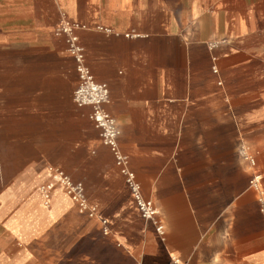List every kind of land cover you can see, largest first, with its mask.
I'll use <instances>...</instances> for the list:
<instances>
[{
	"label": "crops",
	"instance_id": "1",
	"mask_svg": "<svg viewBox=\"0 0 264 264\" xmlns=\"http://www.w3.org/2000/svg\"><path fill=\"white\" fill-rule=\"evenodd\" d=\"M64 18L86 25L85 63L163 233L75 102ZM52 169L95 216L60 183L43 191ZM256 173L264 187V0H0V264H264Z\"/></svg>",
	"mask_w": 264,
	"mask_h": 264
},
{
	"label": "built area",
	"instance_id": "2",
	"mask_svg": "<svg viewBox=\"0 0 264 264\" xmlns=\"http://www.w3.org/2000/svg\"><path fill=\"white\" fill-rule=\"evenodd\" d=\"M85 28L86 25H81L64 18L61 20L56 30L59 35L65 36L69 45L68 49L76 60L78 85L74 92L75 102L79 107H90L89 118L100 131L103 143L109 147L112 152L115 164L124 175L141 215L147 220L154 221L157 230L160 233H163V224L158 219L159 210L152 199L143 196L141 186L136 180V175L130 168V158L120 147L119 137L121 130L118 121L107 108L110 103L109 86L105 82L97 81L85 63V51L83 45L80 43L78 35V30ZM214 71L218 72L216 68ZM240 151L243 159L254 168L256 166L255 154L246 144L241 145ZM52 170V182L44 185L42 187L43 191L47 194L48 191L53 188L55 183H60L65 187L67 194L71 197L74 203L77 204L80 213L86 214L89 217L95 216L97 206L89 203L84 184L82 182H74L60 169ZM260 180V174L256 173L252 177L250 184L260 193V207L261 212L264 215V187H262Z\"/></svg>",
	"mask_w": 264,
	"mask_h": 264
}]
</instances>
